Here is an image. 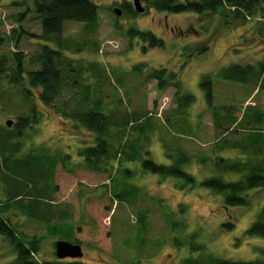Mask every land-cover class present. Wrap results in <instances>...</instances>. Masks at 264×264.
<instances>
[{"label":"rangeland","instance_id":"rangeland-1","mask_svg":"<svg viewBox=\"0 0 264 264\" xmlns=\"http://www.w3.org/2000/svg\"><path fill=\"white\" fill-rule=\"evenodd\" d=\"M93 1L99 6L98 26L65 23L64 36L69 40L63 50V69L69 64L74 69L66 75L63 95L56 104L46 106L35 90L26 96L23 88L29 86L28 81L25 85L6 78L0 81V144L3 138L20 141L19 151L13 155L16 158L44 150L64 157L55 177L49 174L53 178L50 186L55 182L58 187L55 192L53 185L49 189L53 200L44 209L52 213L50 222L32 217L18 206L4 216L23 237L41 239L36 257L43 262L57 261L58 240L75 241L71 238L74 227L84 252L78 259L86 264H187L188 259L212 264L214 258H264V238L245 236L264 206V189L249 191V205L230 207L221 195L200 185L201 180L221 174L215 167L219 156H242L231 143L255 141L252 128L262 133L258 143L264 153V119L260 125L251 122L247 129L238 123L254 113L264 115V89L226 81L219 75L228 65L264 60V33L260 34L255 21L228 26L210 13L169 14L156 11L146 1L142 2L146 12L136 14L122 5L129 3L135 11L133 0ZM33 4L32 0H0V32L11 35L20 26L26 30L18 45L11 40L2 52L18 50L31 55L40 50V39L27 34L41 33L40 19L33 12H27L21 21L16 17L33 9ZM131 30L155 33L165 45L150 47ZM205 44L208 52L195 55ZM153 70H164V88L151 77ZM206 75L212 76L214 106L230 108L237 122L215 118L201 85ZM177 80L181 92L194 95L185 110L178 108L177 87L171 84ZM86 97L90 106L109 116L110 123L127 121L112 142L123 152L110 159L111 173L94 174L85 168L78 152L92 143V132L77 126L60 109L70 113ZM33 107L38 119L17 137L18 117ZM8 120L12 125H7ZM225 128L230 130L225 132ZM175 148L191 156L185 168L197 179L195 185L182 188V178L142 171L141 158L168 165L172 159L166 153ZM1 157L0 152V199L6 200L10 189L3 178L7 172ZM34 166L39 168L37 163ZM223 175L229 180L240 178L233 172ZM124 190L123 196H117ZM228 221L234 228L222 227ZM15 256L10 241L0 236V264L10 263Z\"/></svg>","mask_w":264,"mask_h":264},{"label":"trees","instance_id":"trees-1","mask_svg":"<svg viewBox=\"0 0 264 264\" xmlns=\"http://www.w3.org/2000/svg\"><path fill=\"white\" fill-rule=\"evenodd\" d=\"M34 2L33 9L28 8L23 13L16 15L19 21L23 20L27 12H33L40 19L41 33H28L33 38H39L41 41L40 50L36 53L28 55L22 51L10 50L8 52L1 50L11 40L16 45L20 42V36L26 30L22 27L13 29L11 35H6L0 32V81L5 78L13 84H22L28 81L29 86L23 88L26 96L33 94V90L38 92V97L46 106L56 104L63 95L65 85L68 77L66 76L70 69H74L71 64L67 69L64 68V49H67L68 37L64 36L65 23L82 22L84 25L95 28L98 23V4L93 0H32ZM18 3V2H16ZM19 4V3H18ZM127 7L128 13H137L132 9L130 4ZM149 6L159 12H167L169 14H182L183 12H195L197 14L210 13L223 19L224 24L232 25V23L241 22L246 23L255 21L260 27V34L264 33V0H151ZM129 7V8H128ZM261 18H263L261 20ZM258 19V20H257ZM232 22H231V21ZM264 21V20H263ZM140 38L149 43L150 47L165 45L163 38L161 39L155 33L148 31H134ZM209 45H204L197 48L195 55H203L208 52ZM194 55V56H195ZM220 77L226 81L240 82L247 86L257 87L259 90L264 89V60L258 63L248 64H231L226 68L220 70ZM164 70H153L151 77L158 79L160 88L166 86L163 84L162 77ZM162 73V74H161ZM175 74L173 75V79ZM212 76L206 75L201 81V85L206 93V103L212 109L215 118L223 119L225 121L237 122V119L232 115L230 108L227 106L216 107L213 103L214 93H212ZM1 84V83H0ZM174 86L177 87L176 102L180 110H185L194 101V95L189 92H181L182 87L177 80ZM90 99L83 98L82 106L77 109H72L70 113L65 111V108H60L64 115L69 116L78 124L77 126H84L93 136L91 144L79 149L85 168L91 173H105L109 172L110 161L114 159L119 153L123 152L117 146L113 147L112 142L118 139L117 132H121L126 126L127 121L123 123H110L107 114L100 109L90 106ZM60 109H56L59 111ZM60 110V111H61ZM109 117V116H108ZM38 119V115L34 111V107L27 115L18 117L16 129L14 134L17 137L24 129L33 126L32 120ZM264 119L263 113H254L251 117L245 118L238 122L242 129L252 123V126L260 125ZM114 128L115 133H110ZM225 132L230 129L225 128ZM255 141L251 143L233 142L231 145L237 150L241 151V157L229 159L225 156H219L216 160L215 167L221 173L220 175L207 177L201 180L200 185L207 189L213 190L214 193L221 195L224 199V204L230 207L241 206L245 207L250 204L251 195L249 191L264 189V153L261 147L260 139L262 133L252 128ZM19 142H12L3 138L0 144V152L2 165L6 168V174L3 178L9 184V192L6 200L0 199V236H4L12 245L15 251V258L8 264H86L81 260L57 259V261H39L36 254L40 251L41 239L39 237L26 238L18 232L11 220L4 216L13 206H18L27 211L32 217L41 218L47 222L51 221V211L44 210L50 207L52 196L49 189L54 187V192L58 188L50 182L51 177L56 172L59 163H62L64 157L60 158L55 154H50L44 150L30 154L29 157L16 158L13 155L19 151ZM224 146V145H223ZM122 147V145H120ZM169 150V149H168ZM167 157L172 159V163L165 165L156 163L151 158L140 159L142 164V171L161 174L164 177L173 176L182 178L183 184L179 185L182 188L185 186L195 185L197 179L187 171L185 166L191 161V156L181 148L173 149V152L168 151ZM111 159V160H110ZM37 163L39 168L34 166ZM71 171V170H69ZM236 173L240 176L238 179H226L223 173ZM51 173V175H49ZM55 177V175L53 176ZM55 180V179H54ZM126 190L117 196H123ZM27 200V202L25 201ZM51 213V214H50ZM223 228L232 229L234 224L232 221L225 222ZM71 236L72 240L80 242L78 238ZM73 231V227H72ZM254 236L264 238V206L256 215L255 221L247 228L245 236ZM264 253V250H263ZM187 264H198L194 259L186 260ZM208 263V262H207ZM212 264H264V258L256 260H231L214 258L211 260Z\"/></svg>","mask_w":264,"mask_h":264},{"label":"water","instance_id":"water-1","mask_svg":"<svg viewBox=\"0 0 264 264\" xmlns=\"http://www.w3.org/2000/svg\"><path fill=\"white\" fill-rule=\"evenodd\" d=\"M145 1H149V0H145ZM133 2L135 4V10L137 12L144 11V7L140 0H133ZM114 12L117 15L121 14L120 13L121 11L119 9H115ZM7 125H12L10 120L7 121ZM55 249H56V257H58L59 259H67V258L78 259L83 257L84 255L81 244L78 242L74 243L69 240H63V239L58 240L55 244Z\"/></svg>","mask_w":264,"mask_h":264},{"label":"flooded vegetation","instance_id":"flooded-vegetation-1","mask_svg":"<svg viewBox=\"0 0 264 264\" xmlns=\"http://www.w3.org/2000/svg\"><path fill=\"white\" fill-rule=\"evenodd\" d=\"M141 2H143V1H145V0H140ZM148 4H149V2H151V0H149V1H146ZM123 4V3H122ZM144 7V6H143ZM136 11V10H135ZM137 12V11H136ZM144 13L146 12V8L144 7V11H143ZM139 13V12H138ZM75 240V239H74ZM74 243H77L76 241H74ZM78 243H80L81 244V242H78ZM81 247H82V245H81ZM70 260H75V259H71V258H69ZM158 264H163V263H158ZM165 264V263H164Z\"/></svg>","mask_w":264,"mask_h":264}]
</instances>
